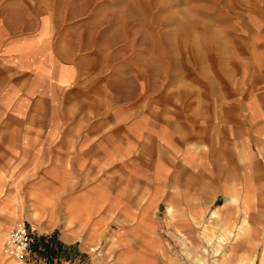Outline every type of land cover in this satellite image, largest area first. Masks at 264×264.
<instances>
[{"label": "crops", "instance_id": "1", "mask_svg": "<svg viewBox=\"0 0 264 264\" xmlns=\"http://www.w3.org/2000/svg\"><path fill=\"white\" fill-rule=\"evenodd\" d=\"M32 3L0 0L2 253L24 219L40 236L18 264H154L175 241L158 228L217 209L231 256L264 264V31L244 60L202 61L197 89L188 69L182 88L123 92Z\"/></svg>", "mask_w": 264, "mask_h": 264}, {"label": "rangeland", "instance_id": "2", "mask_svg": "<svg viewBox=\"0 0 264 264\" xmlns=\"http://www.w3.org/2000/svg\"><path fill=\"white\" fill-rule=\"evenodd\" d=\"M31 6L32 11L52 14L63 28H77L69 35L71 28L67 30L66 37L81 47L97 49L123 92L133 90L142 76L156 82L159 89L166 85L171 90L182 88L188 69L197 89L202 61H213L220 53L223 57L238 53L239 60H244L253 45L251 36L264 31V0H34ZM164 213V209L158 211L160 217ZM219 215L213 209L212 217L198 227L158 228L161 235L174 236L175 241L152 262L254 264L244 256H231L232 230L220 227ZM5 256L0 245L4 264H18ZM31 261L39 263L38 257Z\"/></svg>", "mask_w": 264, "mask_h": 264}, {"label": "built area", "instance_id": "3", "mask_svg": "<svg viewBox=\"0 0 264 264\" xmlns=\"http://www.w3.org/2000/svg\"><path fill=\"white\" fill-rule=\"evenodd\" d=\"M39 236L35 224L24 219L18 220L5 238L3 252L7 257L25 260L31 255Z\"/></svg>", "mask_w": 264, "mask_h": 264}, {"label": "trees", "instance_id": "4", "mask_svg": "<svg viewBox=\"0 0 264 264\" xmlns=\"http://www.w3.org/2000/svg\"><path fill=\"white\" fill-rule=\"evenodd\" d=\"M53 251L54 250L51 247L47 246V253H53Z\"/></svg>", "mask_w": 264, "mask_h": 264}, {"label": "bare ground", "instance_id": "5", "mask_svg": "<svg viewBox=\"0 0 264 264\" xmlns=\"http://www.w3.org/2000/svg\"><path fill=\"white\" fill-rule=\"evenodd\" d=\"M228 232H230V231H228ZM223 239H224V241L226 240V237H225V235H223L222 234V236H221ZM18 262H19V260H17Z\"/></svg>", "mask_w": 264, "mask_h": 264}]
</instances>
